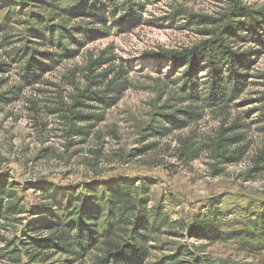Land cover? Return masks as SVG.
<instances>
[{
  "label": "trees",
  "instance_id": "16d2710c",
  "mask_svg": "<svg viewBox=\"0 0 264 264\" xmlns=\"http://www.w3.org/2000/svg\"><path fill=\"white\" fill-rule=\"evenodd\" d=\"M162 1L0 0V112L89 44L133 33L147 23V7ZM222 4L211 14L186 6L168 13L166 26H194L201 38L180 49L143 53V59L170 66V71L157 78L156 101L138 130L143 141L163 139L215 114L220 124L213 138L198 145L188 135L173 149L183 166L205 153L214 177L244 159L250 127L264 136V96L248 101L255 104L244 115H251L248 122L243 115L231 118L250 85L253 65L264 54V3ZM129 73L111 45L96 55L89 53L81 83L71 72L68 101L50 111L60 120L68 145L94 135L105 112L131 87ZM10 74L14 83L4 89ZM154 146L151 142L124 157H136ZM46 151L38 150L36 158ZM90 154L98 158L97 151ZM16 162L23 170L27 160ZM86 165L92 175L71 183L47 176L18 182L9 169H0V263L249 264L248 257L264 256V196L241 194L229 203L227 198L236 195L211 197L196 203L199 208L193 207L190 217L182 213L173 221L164 204L178 206L182 201L173 196L157 199L152 194L154 180L101 177L95 161ZM263 172L264 144L253 155L247 177ZM215 245L230 247L245 259L229 254L212 258L206 250ZM257 264H264V258Z\"/></svg>",
  "mask_w": 264,
  "mask_h": 264
},
{
  "label": "rangeland",
  "instance_id": "374dc122",
  "mask_svg": "<svg viewBox=\"0 0 264 264\" xmlns=\"http://www.w3.org/2000/svg\"><path fill=\"white\" fill-rule=\"evenodd\" d=\"M222 1L163 0L149 5L145 12L147 23L133 33L111 36L89 44L76 59L65 62L45 76L41 84L23 90L17 101L2 107L0 112V169H9L8 174L15 176L18 182L47 176L56 182L62 179L64 183H71L79 182L87 175L90 177L92 173L86 163L95 161L96 173L101 177L119 175L138 179L144 176L154 180L152 194L157 199L173 196L180 203L182 201L178 206L171 202L164 204L173 221L182 213L190 217L188 215L192 213V208H199L196 203L211 197L236 195L227 198L229 203L239 199L237 196L241 194L257 198L264 196V172L247 177L253 155L264 144V136L253 126L246 133L250 149L244 159L238 164L225 166L222 174L216 177L212 176L205 153L187 166L181 165L173 156L179 138L190 135L198 145L213 138L220 124L215 114L208 113L197 125L176 131L163 139L143 141L139 136L138 130L147 121L151 105L157 98L160 87L157 78L166 76L170 71V66L161 64L159 67L143 59V53L159 48L180 49L201 38L198 28L194 26L184 28L182 23H177L173 28L166 26L165 18L173 8L186 6L197 13L211 14L222 7ZM250 3L260 5L264 0H250ZM108 45L113 47L118 59L129 66L131 87L115 106L105 112V120L96 127L93 136L70 146L60 120L50 111L68 101L72 92L71 83H74L71 72H76V81L81 83V71L89 53L96 55ZM251 73L250 85L232 108L231 118L244 116L255 105L248 101L264 96V54L256 60ZM14 80V74H10L3 88L12 86ZM249 116H244V120L248 122ZM151 142L155 143L151 151L136 157H124ZM43 148H47V151L36 158L38 150ZM77 150L68 158L69 153ZM92 151L98 152V158L93 160ZM19 160H27L23 170H19L16 162ZM206 253L212 258L229 254L235 259H245L232 248L222 245L210 246ZM261 257H248L245 262L257 264L259 259L262 263Z\"/></svg>",
  "mask_w": 264,
  "mask_h": 264
}]
</instances>
